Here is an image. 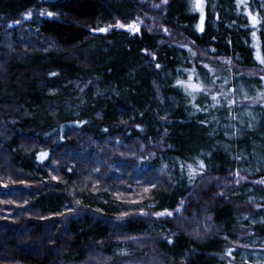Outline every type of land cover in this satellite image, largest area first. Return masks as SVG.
<instances>
[{
	"label": "trees",
	"instance_id": "16d2710c",
	"mask_svg": "<svg viewBox=\"0 0 264 264\" xmlns=\"http://www.w3.org/2000/svg\"><path fill=\"white\" fill-rule=\"evenodd\" d=\"M188 3L0 0V264H223L239 235L264 236L250 181L223 192L207 181L238 169L223 99L236 67H264L254 26L236 0H216L218 20L207 5L200 29ZM32 10L49 15L22 18ZM137 14L147 24L135 33L114 25ZM252 133L231 145L250 152L258 138L264 150V119Z\"/></svg>",
	"mask_w": 264,
	"mask_h": 264
},
{
	"label": "rangeland",
	"instance_id": "374dc122",
	"mask_svg": "<svg viewBox=\"0 0 264 264\" xmlns=\"http://www.w3.org/2000/svg\"><path fill=\"white\" fill-rule=\"evenodd\" d=\"M166 1L167 0H148V5L150 7L155 6L156 8H158L161 3L163 4ZM188 1L189 8L191 10L197 11L201 15V11L196 8L197 0ZM236 3L237 13L241 16L240 19L248 20L249 23L247 25L254 26V29L251 30L252 33H250V35L253 41H255L254 51H257L256 56L257 58L259 57L258 59H264V53L260 51L262 50L261 43H263L264 47V0H236ZM207 5L214 18V21H217L219 17L218 13L216 12V0H203V24L201 28L200 16V29L204 28V20L206 17L205 9ZM36 14L49 15L48 11L32 10L25 13L22 18L28 19ZM253 18H255V23L253 22ZM19 22L20 20H15L11 23V25H15ZM144 24H147L146 17H143L141 14H137L133 19L129 20L126 23L117 20L114 25L117 27H121L119 25H123L122 28L129 30L130 33H135L139 30L140 26ZM129 25H135V28L130 29L128 27ZM106 26V29H108L111 25ZM154 26L155 25H151L152 28H158ZM161 29L166 33L168 32L167 27L165 26H162ZM258 29H261L263 33H259ZM219 60L223 62L227 61L228 63H230L231 68L235 67V64H232L233 59L231 58L227 59L225 57H220ZM235 69H237L238 73L234 72L232 74L234 75V77L232 78H235L233 79L234 86L229 88L231 90L232 97H230V99H223L224 103L229 104L232 108V115H230L232 117V120L229 122L227 121L222 125L224 128V142L222 146L224 147V149L230 150L234 158H236L238 169L233 173L231 172L223 177H218L217 175L209 176L207 178V181H209L210 183L212 181H215L216 184H218L217 186H219V192L231 190L244 181H250L252 185L249 186L251 187L245 188L242 193L250 200L256 199L257 201H255L257 204L255 206L259 208V206H262L261 203L264 200V192L261 195H256V193L258 192L253 188V185L264 186V176L248 179L247 174L254 175L256 173H259L260 171H264V150L258 149V147L261 146V141H259L258 138L255 139L251 144L252 149L250 152L246 151L244 147L236 148L231 144L233 138L237 139L239 137H242L244 133L250 134L252 133V131H255L261 124V120L264 119V78H262L264 77V67H248L239 65V67H236ZM239 72H246V76H241ZM235 73L239 76L235 77ZM217 77L218 76H209L204 79L206 81V84L203 83V88L210 91L211 97H218L221 92L217 89V87L219 86V79H217ZM198 78L200 77L198 76ZM222 81L225 84L226 79L224 76L222 78ZM194 95L195 93L193 95L187 93L185 96L188 99H193ZM215 102L220 101L216 100ZM260 127L262 128V126ZM232 148H235V150H231ZM200 162L203 161H196V164L199 165ZM184 203V200L180 201L179 205L176 206V208L166 213H180ZM263 219L264 215H261L256 217L255 221H261ZM250 221H254V219L250 218ZM249 234H251V232H247L246 235H239L240 238H245L241 241L236 242L234 245L226 246L224 250H222V254L224 257L222 259L223 264H264V236H250Z\"/></svg>",
	"mask_w": 264,
	"mask_h": 264
},
{
	"label": "snow or ice",
	"instance_id": "6c2138e0",
	"mask_svg": "<svg viewBox=\"0 0 264 264\" xmlns=\"http://www.w3.org/2000/svg\"><path fill=\"white\" fill-rule=\"evenodd\" d=\"M196 8L201 11V28H202V24H203V0H197ZM253 22L255 23V18H253ZM119 26L123 27V25H119ZM128 27L130 29H132V28H135V25H129ZM101 31H105V29H101ZM261 63H264V60H262ZM262 78H264V77H262ZM188 79H189V82L186 85L187 88H191L193 91L202 90L198 85L191 83V80H192L191 76H189ZM177 83L183 85L185 82L184 81H178ZM189 94L191 95L192 93L190 92ZM212 99L215 101V100H217V97L216 96H212ZM46 155H47V153H42L40 158L43 159ZM199 167L201 169L204 167L203 162H200ZM188 168L190 170V174H194L195 173V169H193L191 165H188ZM164 214L165 213H160V215H164ZM167 215H172V213H167Z\"/></svg>",
	"mask_w": 264,
	"mask_h": 264
},
{
	"label": "bare ground",
	"instance_id": "6f19581e",
	"mask_svg": "<svg viewBox=\"0 0 264 264\" xmlns=\"http://www.w3.org/2000/svg\"><path fill=\"white\" fill-rule=\"evenodd\" d=\"M250 33H252V32H250ZM250 33H249V34H250ZM247 34H248V33H247ZM250 40H251V39H250ZM253 49H254V47H253ZM260 49H261V48H260Z\"/></svg>",
	"mask_w": 264,
	"mask_h": 264
}]
</instances>
